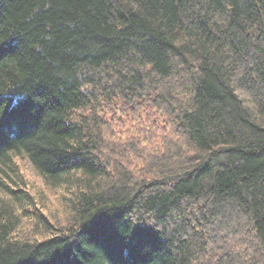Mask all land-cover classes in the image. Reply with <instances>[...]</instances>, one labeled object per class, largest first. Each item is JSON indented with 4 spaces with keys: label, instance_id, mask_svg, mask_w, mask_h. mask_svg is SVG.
<instances>
[{
    "label": "trees",
    "instance_id": "trees-1",
    "mask_svg": "<svg viewBox=\"0 0 264 264\" xmlns=\"http://www.w3.org/2000/svg\"><path fill=\"white\" fill-rule=\"evenodd\" d=\"M0 264H264V0H0Z\"/></svg>",
    "mask_w": 264,
    "mask_h": 264
},
{
    "label": "rangeland",
    "instance_id": "rangeland-1",
    "mask_svg": "<svg viewBox=\"0 0 264 264\" xmlns=\"http://www.w3.org/2000/svg\"><path fill=\"white\" fill-rule=\"evenodd\" d=\"M22 168L25 170V173H26L28 179L34 182V187L35 188H33V192H35L36 195H39V192H38L39 191V186L38 185L41 184L40 183L41 182L40 181V177L37 176V174H35L34 171L30 167H28L27 164L23 163V167ZM56 196H53V198H56ZM51 208L53 209L54 207L51 206Z\"/></svg>",
    "mask_w": 264,
    "mask_h": 264
}]
</instances>
